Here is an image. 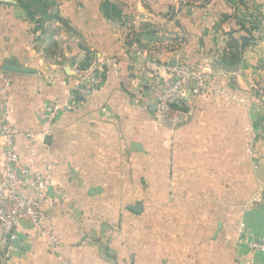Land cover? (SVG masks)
<instances>
[{
	"label": "crops",
	"instance_id": "1",
	"mask_svg": "<svg viewBox=\"0 0 264 264\" xmlns=\"http://www.w3.org/2000/svg\"><path fill=\"white\" fill-rule=\"evenodd\" d=\"M236 1L54 0L39 22L0 5L10 120L34 141L16 147L49 176L41 215L57 241L22 223L12 264H264L234 242L240 225L264 236V0ZM89 56L103 82L76 101ZM146 57L160 73L201 67L223 94L188 99V118L169 127L138 83ZM4 97L0 78V107ZM52 99L66 106L47 123L37 112ZM2 165L0 132V177ZM136 202L140 214L128 210Z\"/></svg>",
	"mask_w": 264,
	"mask_h": 264
},
{
	"label": "built area",
	"instance_id": "2",
	"mask_svg": "<svg viewBox=\"0 0 264 264\" xmlns=\"http://www.w3.org/2000/svg\"><path fill=\"white\" fill-rule=\"evenodd\" d=\"M137 56L142 49L132 46ZM101 62L95 56L89 59L83 69H75V80L71 94L76 99H88L99 89L103 82ZM160 70L156 62L146 57L142 61L141 75L138 83L144 94H147L155 108L158 118L167 126L175 128L184 122L189 111L183 104L192 97L200 95H221L212 76L201 67L175 62ZM5 97L0 107V132L3 136V165L0 177V253L4 264H12L11 258L16 251L18 230L22 223L38 236H47L57 244L56 237L45 225L41 215V205L45 202L50 187L48 174L32 172L25 168L19 158L17 141L20 138L33 145V134L18 130L10 120V100L7 96L9 80L1 73ZM59 99H52L38 110V117L51 123L65 107ZM49 171V167L46 168ZM235 244L246 247L254 254L264 257V236L250 238L245 227L240 225L234 240Z\"/></svg>",
	"mask_w": 264,
	"mask_h": 264
},
{
	"label": "rangeland",
	"instance_id": "3",
	"mask_svg": "<svg viewBox=\"0 0 264 264\" xmlns=\"http://www.w3.org/2000/svg\"><path fill=\"white\" fill-rule=\"evenodd\" d=\"M36 0H0V5L6 4V5H14L15 7H18L19 10L23 12V14L26 15V17L30 20L34 21H46V19L52 17V11L50 7L54 6L55 3L54 0H38L41 1V3H35ZM37 2V1H36ZM59 2V0H57ZM47 5L46 8L42 9V5ZM51 11V12H49ZM30 15H29V14ZM49 14V15H47ZM92 58L89 56L86 64L82 67H77L76 69H83L88 65L89 59Z\"/></svg>",
	"mask_w": 264,
	"mask_h": 264
},
{
	"label": "water",
	"instance_id": "4",
	"mask_svg": "<svg viewBox=\"0 0 264 264\" xmlns=\"http://www.w3.org/2000/svg\"><path fill=\"white\" fill-rule=\"evenodd\" d=\"M172 65H173V63L171 64V66ZM2 70L7 71V72H9V71H11V72H13V71H19V72H22V73H28L29 72V70H26V69H18V68L12 67V66L7 65V64H4L2 66ZM49 141H50V138L49 137H46L44 139V142L46 144H49ZM131 148H132V150H135V151L141 150L140 146L139 145H136V144H133L131 146ZM128 210L131 211L134 214H140L141 213V204L139 202H136L135 204L129 206L128 207ZM161 264H165V262H162Z\"/></svg>",
	"mask_w": 264,
	"mask_h": 264
},
{
	"label": "trees",
	"instance_id": "5",
	"mask_svg": "<svg viewBox=\"0 0 264 264\" xmlns=\"http://www.w3.org/2000/svg\"><path fill=\"white\" fill-rule=\"evenodd\" d=\"M37 1V2H36ZM35 1V3H41V1H38V0H36ZM227 1H229V2H234V0H227ZM238 4L239 3H241V0H238V1H236ZM42 9H44V8H46L47 7V5L45 4H43L42 6ZM29 14V13H28ZM30 15V14H29ZM47 15H49V14H47ZM51 18H53V16L51 17ZM231 43H230V45H229V47L231 48V49H233L234 51H238L239 49H240V46H239V44H238V41L237 40H235V39H233V38H231ZM241 42H242V44H241V48L244 46V44L246 43V41L247 40H245V39H241L240 40ZM235 59H236V55L233 53L227 60H224L223 59V63H231V62H234L235 61ZM87 60L85 59V62H86Z\"/></svg>",
	"mask_w": 264,
	"mask_h": 264
}]
</instances>
